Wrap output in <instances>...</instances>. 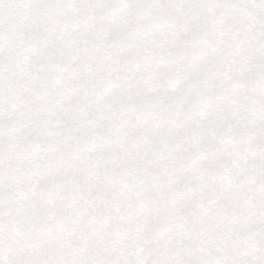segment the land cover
Masks as SVG:
<instances>
[{
  "label": "snow or ice",
  "instance_id": "snow-or-ice-1",
  "mask_svg": "<svg viewBox=\"0 0 264 264\" xmlns=\"http://www.w3.org/2000/svg\"><path fill=\"white\" fill-rule=\"evenodd\" d=\"M0 264H264V0H0Z\"/></svg>",
  "mask_w": 264,
  "mask_h": 264
}]
</instances>
